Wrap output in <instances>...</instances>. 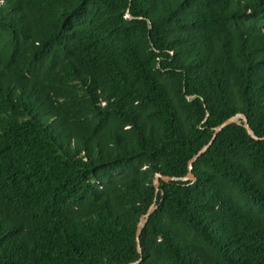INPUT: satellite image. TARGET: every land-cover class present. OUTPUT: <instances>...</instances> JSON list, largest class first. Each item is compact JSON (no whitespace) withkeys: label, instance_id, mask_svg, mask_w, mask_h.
Wrapping results in <instances>:
<instances>
[{"label":"trees","instance_id":"obj_1","mask_svg":"<svg viewBox=\"0 0 264 264\" xmlns=\"http://www.w3.org/2000/svg\"><path fill=\"white\" fill-rule=\"evenodd\" d=\"M263 138L264 0H0V264H264Z\"/></svg>","mask_w":264,"mask_h":264},{"label":"water","instance_id":"obj_2","mask_svg":"<svg viewBox=\"0 0 264 264\" xmlns=\"http://www.w3.org/2000/svg\"><path fill=\"white\" fill-rule=\"evenodd\" d=\"M240 120L242 121V126L244 127V129L247 131L248 135L250 137H252L255 140H260V138L256 137L253 134V131L251 130L250 126L248 125V121L246 119L245 116H243L242 114L238 113L228 119H226L225 121H223L220 125H218L214 130H213V135L211 140L205 145L203 146L198 152L197 154L191 158L188 162L187 165V174L184 177H180V178H175V177H169V176H164L161 174H156L154 176L153 179V187L155 188V192L157 193L159 191V185L163 184V183H168V182H177V181H181V182H194L196 180L193 172H192V164L196 161V159L203 153H205L208 148L210 147V145L213 143L214 139L216 138V136L227 126L231 125V124H240ZM264 139V138H263ZM155 210L154 205L152 204L150 206V208L148 209V211L142 215L140 217L139 223L137 224V229H136V234H135V239H136V243H137V248L139 253L141 252L140 249V234L142 229L145 226V223L148 219V217L151 215V213ZM136 263H129V264H137Z\"/></svg>","mask_w":264,"mask_h":264}]
</instances>
